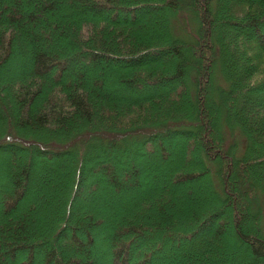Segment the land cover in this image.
I'll list each match as a JSON object with an SVG mask.
<instances>
[{
	"label": "trees",
	"instance_id": "trees-1",
	"mask_svg": "<svg viewBox=\"0 0 264 264\" xmlns=\"http://www.w3.org/2000/svg\"><path fill=\"white\" fill-rule=\"evenodd\" d=\"M177 151L170 185L137 167ZM17 157L0 264H264V0H0V165ZM102 189L113 210L86 199Z\"/></svg>",
	"mask_w": 264,
	"mask_h": 264
},
{
	"label": "rangeland",
	"instance_id": "rangeland-1",
	"mask_svg": "<svg viewBox=\"0 0 264 264\" xmlns=\"http://www.w3.org/2000/svg\"><path fill=\"white\" fill-rule=\"evenodd\" d=\"M161 59V57L159 58ZM80 61V66L78 64L75 63V65L73 66V71H83L84 65L82 66V64H85L86 61L84 59H79L78 62ZM87 64H85L86 66ZM89 65V64H88ZM29 67V62L28 63H23L19 58H14L11 62L10 65V70H9V76L10 78L16 77L19 73H21V69H25ZM89 69H91V66L89 65ZM68 75V74H66ZM70 78H72V75H68ZM114 76L111 77V79H109L110 83L106 85L107 90L110 93H123V91H121L120 87L114 83ZM113 82V84H112ZM178 86V84L175 85V87ZM171 89V86H165V87H161L158 88L157 90L155 89L154 92H148L147 90H145V88L137 86L135 89L138 91H141L142 93L145 94H154L156 92H158L160 89ZM158 154V153H157ZM186 155L184 152H175L173 154V157L170 159L169 164H159L157 161V158H153V159H149L148 161H144L141 163H137V167L142 171L149 169V170H155L157 172V174L155 175H150L148 177V181H155V182H162L163 184L170 185L173 183V181L175 180V167H176V163L178 162V160L184 158ZM23 162V159L21 157H17L15 159L9 158V159H5V162L3 165H0V210L3 209V201L5 198V193H8L7 191H9L12 188V183L8 180H6V177L10 178V175L13 171V169L15 168L16 165L20 164ZM58 163H63V164H67V166H69V162L67 161H61V162H56L54 165L55 167L58 165ZM41 176H46V177H50L51 175L55 174V171L52 167H50V165L48 164H44L41 169L39 170ZM96 175L98 177H100V181H97V184H99L100 186H109L110 182H109V177L107 175H105L101 169H96ZM121 177L124 178V173L121 172ZM142 180H144V178H141ZM40 186L39 185H35L30 187L31 191H37L39 190ZM138 187H135V189L137 190ZM112 195L108 192L105 191V189H102L96 193H90L89 196L86 197L87 200L92 201L93 203H95V207L96 209L99 210L101 208L105 209V210H113L114 207L116 206V204H118L117 202H119L121 200V196L119 195H115L114 197H111ZM21 208V205H19L18 209ZM108 215V214H107ZM110 215V214H109ZM108 217L110 219H113L111 216ZM229 215H231V212H229ZM227 218V214L224 213L222 214L218 220H223ZM110 226V225H109ZM113 227V226H112ZM98 237L101 238V232L97 231L96 232ZM234 241L237 243L239 242V239L236 237V235L234 234L233 236ZM67 242L72 245L73 243L67 239ZM147 243H143V245H146ZM28 255L27 251H23L19 254L18 260L14 261V262H7V264H18L19 261H21L22 259H25ZM133 256H135V253H133ZM44 259L41 257H37L34 261L35 264H43ZM109 264V261L108 263Z\"/></svg>",
	"mask_w": 264,
	"mask_h": 264
}]
</instances>
